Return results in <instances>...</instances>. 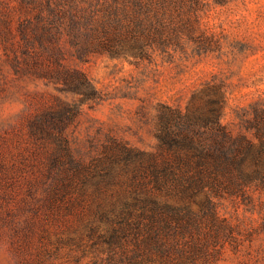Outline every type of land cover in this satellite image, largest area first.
Here are the masks:
<instances>
[{
  "label": "trees",
  "instance_id": "1",
  "mask_svg": "<svg viewBox=\"0 0 264 264\" xmlns=\"http://www.w3.org/2000/svg\"><path fill=\"white\" fill-rule=\"evenodd\" d=\"M196 2V1H195ZM0 41L40 78L81 95L60 101L28 120L32 139L53 144L25 177L21 210L33 213L16 234L28 246L49 249L50 224L67 223L60 243L72 251L107 253V264H215L234 229L219 199L264 189V109L256 108L246 132L222 121L226 92L214 83L195 93L187 109L166 105L158 115V150L118 139L101 153L78 155L68 130L80 105L98 90L87 73L69 62L92 51L124 53L148 39H181L191 26L190 0H0ZM191 28V27H190ZM191 31V30H189ZM153 38V39H152ZM23 67V68H22ZM27 167V165H26ZM14 169L0 159V175ZM6 184L0 183V189ZM4 189V193L10 192ZM13 210H10L12 212ZM40 244L32 246L36 230Z\"/></svg>",
  "mask_w": 264,
  "mask_h": 264
},
{
  "label": "rangeland",
  "instance_id": "2",
  "mask_svg": "<svg viewBox=\"0 0 264 264\" xmlns=\"http://www.w3.org/2000/svg\"><path fill=\"white\" fill-rule=\"evenodd\" d=\"M190 2L195 8L190 13L192 24L179 32L181 39L166 32V38L148 39L142 54L136 47L121 54L71 55L69 62L84 70L98 90L96 98L80 105L81 112L68 130L76 154L101 153L112 139L157 151L158 115L163 107L186 110L195 93L214 83L226 92L223 123L235 134L254 137L246 124L256 108L264 109V0ZM12 54L0 41V159L15 168L10 177L0 175V183L6 184L0 189V264H107V253L72 251L59 242L67 234V223L50 224L46 251L32 249L25 234L13 229V213L22 228L26 218H41L24 213L21 199L26 195L25 177L38 171L39 156L53 146L32 139L29 118L60 101L80 104L81 95L21 69L25 64H15ZM4 189L11 191L6 195ZM218 201L220 214L234 233L215 264H264V189ZM32 237V246L40 244V229Z\"/></svg>",
  "mask_w": 264,
  "mask_h": 264
}]
</instances>
